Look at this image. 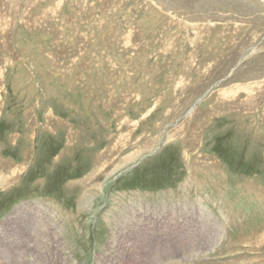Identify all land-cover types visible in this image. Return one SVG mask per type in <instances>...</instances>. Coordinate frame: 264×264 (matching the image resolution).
Returning a JSON list of instances; mask_svg holds the SVG:
<instances>
[{"label":"rangeland","instance_id":"obj_1","mask_svg":"<svg viewBox=\"0 0 264 264\" xmlns=\"http://www.w3.org/2000/svg\"><path fill=\"white\" fill-rule=\"evenodd\" d=\"M211 1L0 0V264H264V0Z\"/></svg>","mask_w":264,"mask_h":264},{"label":"bare ground","instance_id":"obj_2","mask_svg":"<svg viewBox=\"0 0 264 264\" xmlns=\"http://www.w3.org/2000/svg\"><path fill=\"white\" fill-rule=\"evenodd\" d=\"M169 1V0H168ZM210 1V0H209ZM213 1V0H212ZM211 1V2H212ZM218 1V0H217ZM224 1V0H223ZM225 1H227V0H225ZM253 1V0H252ZM263 1V0H262ZM197 2V1H196ZM204 2V1H203ZM207 2H208V0H207ZM240 2V1H239ZM256 2H258V0L256 1ZM175 3V2H174ZM174 3H170L171 4V8H172V5H174ZM178 3H179V1H178ZM198 3H200L199 1H198ZM216 3V2H215ZM215 3H213V4H215ZM219 3V2H218ZM213 4H212V6L211 7H213ZM243 4H245V3H243ZM210 5H211V3H210ZM209 5V6H210ZM227 5V4H226ZM233 5V4H232ZM235 5H236V3H235ZM250 5V4H249ZM254 5V4H253ZM214 6H216V5H214ZM218 7H219V5H217ZM223 6V5H222ZM225 6V5H224ZM228 6V5H227ZM251 6H252V4H251ZM257 6V5H256ZM208 7V6H207ZM209 8V7H208ZM215 9H216V7H214ZM223 8H225V7H222V9ZM230 8V7H229ZM228 8V9H229ZM236 8H238V7H236ZM261 8V7H260ZM259 8V9H260ZM198 9V8H197ZM200 9V8H199ZM256 9V8H255ZM208 10V9H207ZM211 10V9H210ZM226 10V9H225ZM245 10V9H244ZM258 10V9H257ZM263 11H264V9H262ZM213 11H214V9H213ZM232 11H233V9H232ZM231 11V13H234V12H232ZM237 11V10H236ZM180 12V11H179ZM182 12V11H181ZM203 12V11H202ZM209 12V11H208ZM227 12V11H226ZM229 12V11H228ZM242 12V11H241ZM217 13H219V10H218V12ZM221 13V12H220ZM230 13V12H229ZM236 13V12H235ZM234 13V14H235ZM238 14V13H237ZM243 14V13H242ZM248 14H250V13H248ZM207 15V14H206ZM211 15V14H210ZM216 16V15H215ZM242 16V15H241ZM207 17V16H206ZM209 17V16H208ZM256 18V17H255ZM208 19V18H207ZM225 39V38H224ZM229 40V39H228ZM252 74V73H251ZM248 75V74H247ZM254 75V74H253ZM249 76H250V74H249ZM245 77H243V79H244ZM247 78H248V76H247ZM214 106V105H213ZM222 106V105H221ZM223 107V106H222ZM225 107V106H224ZM216 108V107H215ZM215 108H213L212 107V111H211V114H214V113H220V110L219 109H215ZM137 154H134V155H131V156H133L131 159H133L135 156H136ZM130 159V160H131ZM0 172H2V170H0ZM97 176V175H96ZM3 177V173L2 174H0V178H2ZM92 178V177H91ZM1 185V184H0ZM191 211V210H190ZM193 218V217H192ZM194 219V218H193ZM198 220V219H197ZM50 222V221H49ZM52 222V221H51ZM37 223V222H36ZM36 223H32V225L31 226H28V228H27V231H34L35 230V225L34 224H36ZM48 223V222H47ZM21 225V224H20ZM23 225V224H22ZM40 227L41 226H44V227H48V230L50 231V229H49V225H46V224H44L43 222L39 225ZM46 227V228H47ZM58 229V228H57ZM153 229V228H152ZM35 232V231H34ZM9 233H10V231H9ZM11 234V233H10ZM7 235H8V233H7ZM11 236V235H10ZM10 236H9V238H10ZM44 236V235H43ZM45 236H46V234H45ZM49 237V236H48ZM38 239V238H37ZM53 241V240H52ZM250 242L252 243V245L253 246H255V247H258L259 249L262 247H264V234H260V235H256V236H254V237H252V238H250ZM41 243V241L40 242H38L37 243V246H39V244ZM257 248V249H258ZM258 249V250H259ZM44 256V255H43ZM261 256V255H260ZM259 256V257H260ZM258 257V256H257ZM31 258H32V256H31ZM66 258V257H65ZM64 258V259H65ZM63 259V260H64ZM259 259V258H258ZM65 261V260H64ZM68 261V260H67ZM37 262V258H35V260H33L32 259V262L30 263V264H35ZM61 262V261H60ZM59 262V263H60Z\"/></svg>","mask_w":264,"mask_h":264}]
</instances>
